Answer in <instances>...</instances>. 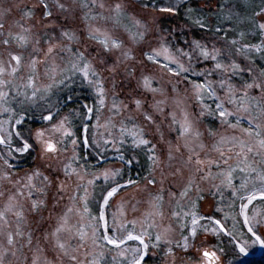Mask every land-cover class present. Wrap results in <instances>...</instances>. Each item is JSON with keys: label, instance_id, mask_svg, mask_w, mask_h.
Here are the masks:
<instances>
[{"label": "rangeland", "instance_id": "374dc122", "mask_svg": "<svg viewBox=\"0 0 264 264\" xmlns=\"http://www.w3.org/2000/svg\"><path fill=\"white\" fill-rule=\"evenodd\" d=\"M47 2L50 5L49 10L52 12V18L50 20L45 19L44 23L52 25L53 27L44 29L40 23L41 12L39 0H0V13H3L5 9H11V12L7 15L0 16V22L4 24V35H7L9 29L13 32L21 31L16 24L17 21L25 28H31L33 33L38 31L43 33L47 30L49 35L57 36L59 29L55 26L64 24L81 37V42L79 44L73 42L74 49L77 47L81 48V50L87 48L88 53L92 56H96L98 61L103 53L97 41L87 40L89 26L99 28L101 33L108 31L109 33L120 36L126 46L136 49L138 53L140 47L146 46V43H133L130 37L135 35L138 30L143 31V28L138 29L133 23V19H140L142 22H147L150 25L148 41L155 44L154 36L162 35L169 43L176 47H183L186 51L189 50L187 45L182 46L177 43L174 32L171 33V31L164 28L162 20H169L172 14L161 13L158 8L143 6L137 3L136 0H61V2L66 5V10H61L56 7L54 0H47ZM100 3H103L105 6L101 8L99 6ZM116 3L124 5V9L119 15L114 11V5ZM200 5L206 6L207 8H214L216 3L214 1L208 3L201 2ZM30 10H33L34 13L31 19L24 15L25 12ZM258 16L260 24L264 23V5L259 11ZM262 38L263 39L256 45L264 44V31H262ZM45 39H47V37H45ZM182 39L184 38L182 37ZM85 40H87V44L84 43ZM137 40H139V37H137ZM212 40H202V42L207 44L210 48L213 45L220 48L222 51L220 59L223 60L224 63L235 60L241 65L242 69H247L248 67L253 69L252 73L243 70L235 74H227L230 77L236 76L242 81L245 80L242 83L241 81L231 80V83L234 84L237 89H242L243 84L245 82H250L252 75L259 71L248 59L250 52L247 53L246 58L245 55L235 51L236 48L241 47L243 44L233 46L231 42L222 44L217 40ZM229 49H231V55H228ZM11 50L22 52L26 62L32 48L31 45L27 48H18L16 44L13 43L11 45ZM118 56L119 52H113L107 55L106 59L108 65L116 62ZM0 59L7 61V52L3 45H0ZM192 65L193 69L191 71L183 73L179 78H175L173 83L176 82V79L179 80L177 89L179 96L184 99L182 107L188 112L190 119L193 121L194 128L198 129L202 134L200 141L193 142L192 147L196 152L200 153L201 159L208 158L217 160L219 162V167H217V165H212L210 171L213 176L206 180H201L199 178L201 174H194L191 190L186 197L181 196L180 193L188 180L190 171L187 167H183L182 159H186L189 153L181 147V151L175 153L174 160L169 162L167 159V141H171L173 145L177 143L183 145V138L179 135V123L172 124L171 116L168 115L169 112L175 111L177 121H180V110L176 108L171 99H169L165 106L164 114H157V125H159L160 130L164 133V140L161 141L159 135L155 134L156 125H153V134L148 137L152 143L157 145L156 153L160 158V167L153 170L154 166L152 162L148 160L150 165L149 171L143 179L138 181L135 186L125 188L124 191L120 192L119 195L110 201V204L105 209L107 221L110 228L118 229L111 234L120 236L124 234L125 230L137 235L141 234L142 231L146 232L147 235L144 236V239L149 244V250L142 264H147L146 259L148 257L151 258V261H154L153 264H173V256L168 253L170 247L175 252V264H200L201 257L196 250L198 247H206L210 250H215L220 258L218 264H264V247L259 244L252 245L250 234L247 233V226L243 224V217L239 215L241 203L247 202L246 200L242 201L240 197H246L250 192L258 190L262 186V183H264L261 181V176L264 175V151L259 150L258 145L255 143L258 137H249L244 134L241 129H255V123H260L261 128L259 131L264 135V119L250 123V115H255V113L249 114L241 112L238 113V127L232 129L228 127V124L223 123L218 115H209L206 113L202 117L199 116L201 106L192 96L191 83L211 80L217 94L223 98V91L219 88L218 84L219 79L222 77L219 72L214 73L211 77L198 75L197 73L202 68L210 70L213 67V62L210 60L205 61L202 57H196L195 54ZM5 67L7 68V64H5ZM27 76V71L22 69L15 75H8L6 71L5 74L0 77V79L7 81V83L0 85V91L5 94L3 97H0V125H2V127H0V134L6 135L8 131L14 133L21 127H13V125H15V120L21 117L23 118V129L27 130L31 128L28 125L29 122H27L29 120L34 123L36 122L39 124L37 127H40L46 123L40 119L41 114H47L49 110L56 115L57 119L63 116H69L72 130L76 132L77 135L78 132L76 128L79 125L81 126L80 136L87 135L91 137L92 134L95 133L97 140H99L101 136L109 140L112 139V137H118L119 129L122 124L131 129L134 122L143 123L138 113L122 111L119 115H114L112 112L108 111L107 107L101 109L99 113V123L101 125L104 124L108 117L112 118L115 127L109 126L107 129L104 127H96L97 120L95 115L88 121L86 118L79 116L77 112L72 113L74 118L68 112L60 113L61 107L55 96L64 86H54L50 93L45 95L43 92H38L36 97L32 98L34 88H41L43 84L49 81L47 77L43 75V67L40 68L39 75L33 87L28 86ZM103 76L105 78V86L109 89L107 104L110 105L112 102V91L117 93V102L120 100L127 102L131 89L135 86V80L126 78V73L123 71V64H121L120 69L115 74L105 71ZM185 78H187V82H185ZM113 79H115L117 84L115 89L112 88ZM166 81L167 78L160 80L159 83L170 90L171 86L167 85ZM74 82L75 84H80L87 88L90 92L91 100L93 101L91 106H94L98 99L95 91L82 80L79 74L72 77V83ZM252 94L256 95V93ZM170 95L175 94L170 93ZM242 95V91L238 93V96ZM41 96H43V98H41ZM145 96L147 98V103L150 104L152 101V94L146 93ZM204 103L210 105L211 108L214 109L215 97L205 94ZM225 106L233 112H235L238 107V105L235 104H226ZM128 115H132L135 119H125ZM206 117L216 120L215 129H211L212 132L215 133L214 136L209 135L210 128L206 124ZM73 119L78 120L77 125L73 122ZM84 123H88L89 125L87 133L83 132L82 129V124ZM229 123H237V117H230ZM109 132L112 133V136L108 135ZM220 136H236L238 139H243L253 147V151L251 153L245 152L244 154L236 155L240 150L239 146L232 148L231 144L222 145L225 157H231V159H228L227 165H225L219 153L212 147V145L219 140ZM199 142L204 143L205 147L203 149L196 146ZM68 147L71 149L70 143ZM82 147H84V151H87L89 159L87 162L85 159H81L79 164L84 165L89 174L113 166H119L123 171L124 161L119 159V154L115 151L111 143L106 146V150L103 152L105 157L103 160L97 155L95 146H80L77 149L79 153ZM116 147L120 148L126 159L130 151L134 150L132 137L125 133L124 143L120 144L118 142ZM229 148H232V150L229 151ZM139 149H143L148 159L146 149L143 147ZM38 153L39 148L34 147L30 153L22 154L13 151L11 155H8V146L0 144V173L5 170L3 160L7 159L13 166L10 170L13 180L22 178L26 172H30L37 167H39L45 175L50 174L49 170L39 161ZM245 155L247 156V160L244 158ZM169 164H171L170 167ZM54 167H57L55 163ZM178 167L182 168V174L172 175L171 173ZM241 168H243L244 171H241ZM230 169L233 170L232 186H228L226 182L221 183L224 177L216 175L221 171H228ZM253 169H255V171H253ZM153 177L156 183L148 184V180ZM59 178L61 180L65 179L62 173L59 174ZM90 178L91 175L86 177V180ZM161 181L163 182L161 183ZM120 182L124 183L126 181H122L120 177ZM244 182H246L247 185L246 190L240 187L241 183ZM36 183L39 187V181ZM68 183L74 185L75 179L73 178V180ZM98 183H100L98 185L100 186V192L95 194V187ZM197 185L200 191H197ZM213 185H218L219 187L217 188ZM106 186L102 177L97 180L94 185L88 186V213L83 212L82 201H78L76 205H72L71 201L68 199L67 193H56L55 189H49L47 196L39 192L34 193L32 198L46 199L47 201L46 208H43L39 212H34L30 209V198L27 197V190H24L25 195L18 198L19 205L23 206L24 219H18L15 216V211L19 210L16 208L13 209L12 212L6 214V221L0 220V257L3 258L4 264H32L34 255L39 256L38 264H45L46 261L51 262V264H70L66 257H61L59 255L57 249L53 246L51 236H49L48 239H44L45 234H50L57 227L58 217L67 206L74 207V211L69 213V225L73 227V232L71 237H69L67 233H61V237L67 241L70 249H77L76 255L82 264H91L93 260L98 261V264H131L133 256L131 249L140 247L139 241H125L119 248L107 244V242L102 239L98 240L96 245L92 243L90 225L94 223L92 217L98 215L97 206L100 202L101 193ZM16 188L17 185L14 183L0 180V193H3V195H0V210H4L8 195L15 192ZM233 192L236 194L233 195ZM79 194H83L82 190ZM157 194L163 196L162 202L154 200ZM61 196L63 197L62 199ZM193 202L196 204L195 208H193ZM218 208L222 209V211L218 212ZM161 211L163 212L162 216L157 214ZM190 211H196L198 215L203 217L212 216L220 219L226 226L227 231L220 232L218 235L206 234L200 231L196 247H192L187 251L176 247V241L180 239L181 233L183 232L185 235L188 234L180 225L189 224L190 226V217L186 216V213ZM174 212L178 213V216H173ZM225 213H228L227 218H225ZM254 213L264 214V199H261L258 194L257 199L248 206L249 216ZM233 216L236 217L235 221L233 220ZM133 221H135V224L132 223ZM120 223L125 225V229H119ZM202 223L208 224V221L204 220ZM18 224L24 236H15L14 243L9 245L7 243V233H15ZM80 225H83L84 230L88 233V238L83 243L75 233V228ZM234 225L235 232L233 235L236 239L241 242L247 240L249 245H251L246 255L238 252L232 236L228 235V232H233ZM169 226H171L172 231L168 234V238L172 240V243L169 244L163 239L161 241H156V235L163 233ZM261 231H264V228H262ZM29 232L32 233L31 246L27 243V235ZM101 234L100 232L97 233L98 236ZM200 241L204 242L203 245L200 244ZM37 249H39V251H37ZM122 251L124 255H120ZM13 253H15V255H13Z\"/></svg>", "mask_w": 264, "mask_h": 264}, {"label": "snow or ice", "instance_id": "6c2138e0", "mask_svg": "<svg viewBox=\"0 0 264 264\" xmlns=\"http://www.w3.org/2000/svg\"><path fill=\"white\" fill-rule=\"evenodd\" d=\"M41 18L40 23L44 29L53 27L52 25L45 24V19L52 18V12L49 10L50 5L47 0H39ZM54 4L61 10H66V5L61 0H54ZM103 8L105 5L100 3L99 5ZM124 9V5L116 3L114 5V11L119 15ZM161 13L172 14L176 12L174 5L162 7L159 9ZM193 10H189L191 12ZM11 12V9H5L0 16L7 15ZM33 10L25 12L24 15L28 18H33ZM191 19V17H189ZM133 23L139 28H143V31H137V33L130 37L133 43H141L146 46L140 47L138 53L137 50L126 46L123 39L120 36L104 31L101 33L99 28H93L89 26L87 32V40H94L98 42L99 48L103 55L97 61L96 56H92L88 53L87 48L81 50L77 47L74 49L73 42L79 44L81 37L76 34L72 29H69L66 25L60 24L55 27L59 29L57 35H49L48 31L45 30L43 33H33L31 28H25L19 21L16 22L17 26L21 29L19 32H13L11 29L8 30L7 35H4V24L0 22V45H3L7 52V61L0 59V77L5 72L8 75H15L22 69L28 73L27 84L29 87H33L36 82V78L39 75V70L43 67V75L47 77L48 83L42 85L41 88H34L32 92V98H35L38 92H43L45 95L50 93L54 86L63 85L64 87L70 88L72 83V77L77 74L80 75L83 81H85L96 93L97 101L94 106L87 104L83 105V111L79 113L82 117L88 121L91 120L92 116L95 115L97 120L96 127L108 128L109 126L115 127L111 117H108L104 124H100V110L107 107L109 112L114 115H119L122 111L128 113H138L143 123L134 122L132 128L129 129L123 124L119 129V136L112 137V139H104L102 136L97 140L96 134L93 133L91 137L84 135L79 136L72 130L69 116H63L60 119L56 118L50 110L47 114H41L40 119L46 122L44 125L37 128H29L27 130L22 128L23 118H17L15 120L16 126H21L14 133L8 131L6 135L0 134V144L8 146V155L12 152L16 153H30L34 147L39 148L38 159L48 170V175H45L39 167L26 172L20 179L13 180L10 170L13 167L7 159L3 160L5 170L0 173V180L8 181L17 185L15 192L8 195L7 203L5 204L4 210H0V220L6 221V214L12 212L13 209L18 208L15 211V216L18 219H24L23 206L19 205L18 198L25 195L24 190H27V197L30 198V209L34 212H39L43 208L47 207L46 199H34L35 192H39L44 196H47L49 189H55L56 193H67L68 199L72 205H76L78 201L83 202V212L88 213V186L94 185L97 180L101 177L106 183V187L103 189L98 203V215L92 217L94 221L91 227V239L93 245L97 244L98 240L106 241L107 244L116 246L119 248L125 243V241H139L140 247L131 249L133 253L131 264H142L147 252L149 250V244L145 241L144 236L146 232L141 234H133L125 230L123 235L116 236L114 233L118 229L110 228L105 209L110 204V201L119 195L120 192L124 191L129 186H135L138 182L128 179L126 182L121 183L120 177L122 169L119 166H113L109 168H103L98 172H92L89 174L87 168L84 165H80L79 161L84 159L83 155L78 152L80 146H95L97 149V155L101 160L105 159L103 152L106 150L108 144H112L115 151L119 154V159L125 161V156L121 152L119 147H116L117 143H124L125 133L132 137V145L134 149L144 148L148 153V160L152 162L154 169L160 167V158L156 153L157 145L152 143L148 138L149 135L153 134L152 127H155V134H158L160 140H164V133L160 130L157 125V114L163 115L165 112V106L169 99H171L173 105L180 110L181 120L177 121L176 112H169L171 116L172 124L179 123V135L183 138V145L179 143L173 145L171 141H167V159L169 162L175 159V153L181 151V147L188 151L189 155L186 159H182L183 167H187L189 171L188 180L185 183L181 196H187L193 185V175L201 174L200 179L206 180L213 176L210 171L212 165L219 167V162L213 159H201L200 153L196 152L192 147L193 142L200 141L201 133L198 129L194 128L193 121L186 109L182 107L184 99L178 94L177 85L179 80L173 83L175 78L181 77L183 73H187L193 69L192 60L194 54L196 57H202L205 61H212L213 67L209 70L202 68L197 73L201 76L211 77L214 73L219 72L221 79H219V88L223 91V98L217 94L216 89L213 87L211 80H205L202 82L191 83L192 96L200 104L199 116H204L206 113L209 115H218L223 123L228 124V127L236 129L239 125L238 113H255L250 115V123L253 121H259L264 119V68H261L257 73L252 75L250 82H245L242 89H237L234 84L231 83V77L228 73L235 74L239 71L246 70L249 73L253 72L251 67L242 69L241 65L235 60H231L229 63H224L220 59L222 51L220 48L213 45L211 48L203 43L200 39L185 40L189 50H185L183 47H176L169 43L164 36H154L155 44L148 41V35L150 31V25L147 22H142L140 19H133ZM194 24L200 28L205 27V23L202 18H197L193 21ZM259 28L264 31V23L259 24ZM241 36L244 34L241 33ZM47 37V39H45ZM139 37V40H137ZM87 40L84 41L87 44ZM15 43L18 48H27L31 45L32 51L29 53V58L25 62L24 55L22 52H16L11 50V45ZM236 40L231 41V45L235 46ZM261 52L264 49V44L261 45H249L243 44L241 47L236 48L237 53L245 55L251 50ZM119 52L117 61L111 65L107 63V55ZM228 55H231V49L228 50ZM59 61V62H58ZM187 62V63H186ZM7 64V68L5 67ZM123 64V71L126 73V78L135 80V86L131 89L127 102L124 100H118L117 93L111 92L112 102L110 105L107 104L109 89L105 86V78L103 73L105 71L115 74ZM167 78V85H170V90L164 85L159 83L160 80ZM131 82V81H129ZM187 82V78H185ZM7 83V81L0 79V85ZM117 87L115 79L112 80V88ZM243 93L242 96H238V93ZM146 93L152 94L151 103H147ZM170 93L175 95H170ZM252 93H256L253 95ZM215 97V108L212 109L210 105L204 103V95ZM5 94L0 91V97ZM159 97V98H158ZM43 98V96H41ZM67 100H73V96L69 94L66 97ZM238 105L236 111H230L225 105ZM236 116L237 123H229V118ZM127 120H134L132 115L125 117ZM2 127V125H0ZM261 128L260 123H255V129L244 128L241 131L249 137L255 136L258 139L255 141L258 145L259 150L264 151V135H262L259 129ZM83 132L87 133L89 130L88 123L82 124ZM112 136V133H108ZM209 135L214 136L215 133L209 130ZM71 144L69 149L68 144ZM231 144L232 148L239 146V152L236 155L244 154L245 152L251 153L253 147L246 143L243 139H238L236 136L225 137L220 136L219 140L216 141L212 147L219 153L220 157L224 160V164L227 165L228 159L231 157H225V153L222 149V145ZM200 149L205 147L204 143L199 142L196 145ZM229 148V151L232 150ZM70 153V154H69ZM68 154V155H64ZM259 154V153H258ZM245 160L247 156L245 155ZM136 157L130 156L125 163L132 164ZM57 165V167H54ZM171 164H169V167ZM244 171L243 168L240 169ZM232 169L228 171H221L216 175L223 176L224 179L221 183H227L228 186H232ZM255 171V169H253ZM62 173L65 177L64 180L59 178V174ZM172 175L182 174V168L178 167L175 169ZM91 175L90 179L86 180V177ZM75 179L74 185H70L68 182ZM86 180V183H85ZM39 181V187L37 186ZM261 181L264 182V175L261 176ZM163 181H161L162 183ZM156 180L153 177L148 180V184H155ZM219 187L218 185H213ZM242 189L247 188L246 182L241 183ZM71 188V191H70ZM83 192L82 195L79 193ZM197 191H200L197 185ZM236 193L233 192V195ZM257 194L261 199H264V183L258 190L250 192L246 197L241 196L242 201L246 200V203H241L239 209V215L243 217V224L247 226V233L250 234L252 245L259 244L264 247V214H253L249 216L248 206L257 199ZM3 195V193H0ZM63 197L61 196V199ZM202 198V197H201ZM157 202L163 201V196L157 194L154 197ZM58 203V201H57ZM196 207L193 202V208ZM74 211V207L67 206L65 210L58 217L57 227L50 233L45 234L44 239H48L51 236L53 246L57 249L61 257H66L70 264H82L76 255L77 249H70L67 241L62 239L61 233L71 234L73 227L69 225V213ZM222 211V209H217ZM163 215V212L157 213ZM151 215V213H150ZM173 216H178V213H173ZM186 216L190 217L189 224H181L180 227L187 231V235L181 233L180 239L176 241V247L182 248L185 251L192 247H196V242L199 238L200 231L206 234L218 235L220 232H226L227 228L218 218L212 216L203 217L198 215L196 211H190L186 213ZM228 213H225L227 218ZM259 216V218H258ZM207 220L208 224H203L202 221ZM233 220L236 217L233 216ZM115 222V218H114ZM135 224V221L132 222ZM119 229H125L123 223L119 224ZM172 231L171 226L166 228L163 233L157 234L156 241L166 240L169 244L172 240L168 238V234ZM102 233L97 235V233ZM235 232V225L233 226V232H228L229 236H232L235 247L238 249L240 254H247L251 245L247 240L243 242L236 239L233 235ZM75 233L79 236L80 241L83 243L88 238V233L84 230L83 225L75 228ZM243 235V234H241ZM15 236H24V233L20 230L19 224L15 230V233H7V243L12 245L14 243ZM27 243L29 246L32 245V233L29 232L27 235ZM203 241L200 244L203 245ZM155 246V245H153ZM201 257L200 264H218L219 256L215 250H210L206 247H198L196 249ZM39 251V249H37ZM169 255L173 256V264H175V252L170 247L168 249ZM15 255V253H13ZM120 255H124L122 251ZM39 256L34 255L32 258V264H38ZM0 264H4L3 258L0 257ZM45 264H51V262H45ZM91 264H98V261L93 260Z\"/></svg>", "mask_w": 264, "mask_h": 264}, {"label": "trees", "instance_id": "16d2710c", "mask_svg": "<svg viewBox=\"0 0 264 264\" xmlns=\"http://www.w3.org/2000/svg\"><path fill=\"white\" fill-rule=\"evenodd\" d=\"M214 1L216 6L214 8H207L200 5L201 2L208 3ZM137 3L147 6L149 8L167 7L174 5L176 12L172 13V17L169 20L163 19L164 28L166 30L174 32L177 43L182 46L185 45V40H191L193 38L202 40L218 41L225 44L236 40L237 44H249L256 45L262 38V30L259 28V11L263 8L264 0H136ZM193 10L189 12V10ZM191 17V19L189 18ZM197 18H202L205 23L204 28H200L194 24L193 21ZM244 35L241 36L240 34ZM184 39H182V37ZM236 44V45H237ZM249 61L258 69L264 68V50L261 52L250 51L248 55ZM232 81H241L236 76H231ZM71 94L73 100L69 101L66 97ZM61 107L60 113H66L72 115L74 112L78 114L83 111V105H92L90 92L85 86L72 83L70 88L64 87L59 90V93L55 96ZM79 116H81L79 114ZM74 118V117H73ZM207 126L210 129H215L216 120L206 117ZM28 125L31 128L37 127L39 124L33 121ZM73 122L77 125L78 120L73 119ZM78 135H81V126H77ZM81 148L80 153L83 155L86 162L89 159L87 151ZM135 156L136 159L132 164H126L125 161L130 156ZM87 158V159H86ZM124 161L123 171L121 175L122 181L132 179L133 181H140L149 171V162L143 149L131 150L126 156ZM87 164V163H86ZM98 183L95 187V194L100 192V186ZM147 264H153L151 258L146 259ZM157 263V262H156Z\"/></svg>", "mask_w": 264, "mask_h": 264}]
</instances>
